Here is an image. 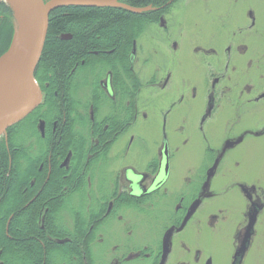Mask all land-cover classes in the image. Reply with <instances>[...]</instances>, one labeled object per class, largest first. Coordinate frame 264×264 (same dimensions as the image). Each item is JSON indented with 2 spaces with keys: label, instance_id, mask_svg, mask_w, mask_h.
Returning <instances> with one entry per match:
<instances>
[{
  "label": "flooded vegetation",
  "instance_id": "af4514ba",
  "mask_svg": "<svg viewBox=\"0 0 264 264\" xmlns=\"http://www.w3.org/2000/svg\"><path fill=\"white\" fill-rule=\"evenodd\" d=\"M167 10L159 16L156 23L157 29L162 33L169 32L166 25L169 17L166 14ZM248 16L251 21L250 26H245L246 30L253 25L250 11ZM243 31L245 30H239L238 33L241 34ZM231 34L235 36V31ZM166 43L168 55L177 57L179 55L177 41L170 40ZM133 49L134 55L131 53ZM216 51L211 46L194 48L193 53L200 55L195 61L196 67L208 66L212 71L209 76L210 83L203 86L205 90L202 101H199L197 95L195 85L197 83L192 80L188 81L189 86L181 84L175 91H170L173 71L171 67L163 70L157 67L150 79L145 82L148 86L139 90L134 89L129 78L138 82L141 80L140 71L136 67L137 41L134 40L127 58L128 77L123 67L117 69V78L121 79L127 90H134L131 97L123 96L122 87L119 91L116 89L115 74L107 66L99 73L95 69L86 71L88 83L86 96L89 97L86 108L90 132L86 135L79 134V137L89 142L86 143L87 148L83 149L84 161L89 167L82 182L75 174L77 166L72 149L65 151L61 159L60 157L57 159L55 180L57 196L39 202L36 218L37 231L43 236V239H40L43 251L48 255L51 254L49 243L66 246L64 248L73 252L70 259L74 264L77 260L75 251L82 254L83 264H95L96 246L103 242L101 228L108 221H113L121 228L124 239L128 243L132 240V243L124 246L118 242H111L106 250L103 264H212V258L203 257L198 245L192 240L207 232L219 234L228 219V209L219 201L206 204L204 195L209 189L211 180L224 177V168H220L215 173L224 155L237 153L242 146L246 147L247 140L261 138L264 134V126H261V123L256 122L252 127L248 119L251 113L247 106L264 101V86L258 90V85H249L247 71L252 68L253 62L247 57V46L240 41L234 43V46H225L220 56ZM240 60L244 65L237 67L235 62ZM171 62L175 65L176 60ZM223 62L226 65L225 63L223 65ZM164 73V77L160 79L159 77ZM241 80L243 86L240 85ZM94 84L97 90L92 89ZM144 91H148L149 94L143 96ZM156 92L159 93L155 96L159 97L162 94L164 100L158 106L156 100H149L153 99ZM43 103L38 104L36 110L31 111L22 121L9 127L5 133V140L8 141L9 132L14 134V130H17L19 142L23 143V146L34 147L40 142L41 147L44 148L43 144L49 140V135L56 133L57 120H52L51 127L47 129L44 120L47 116L46 110H37ZM94 103L100 110L105 111L104 120L100 125L101 133L95 132ZM163 104L166 105L164 113L159 110ZM152 110H155L157 118L160 116L164 139L157 154L151 155L145 165L141 166L134 163L135 159L140 160V155L145 150L143 145L135 144L136 141L143 140L137 130L140 124L149 121ZM35 114L34 119L32 116ZM169 121L176 127L174 134L179 131V135L184 136L182 138L184 142L189 135L187 130L191 128L208 132L213 136H220L223 130L227 135L221 145H214L204 140V143H209L213 147L204 145L203 157L207 159L204 166L200 167L203 174L198 175L197 180L191 181L192 170L187 169L182 177L181 190H177L171 196H167L166 185L170 177L172 156L164 134ZM29 123L33 125V132L36 134L28 132L31 130L30 126L27 128ZM177 125H180V130L177 129ZM74 141L76 144L80 142L75 138ZM97 141H102V148L98 151L93 149ZM92 143L95 145L92 146ZM76 144L71 147L74 148ZM117 145L119 146L115 149ZM43 152L45 151H41L37 157L39 160L42 158L37 169L40 178H43L47 171L50 172V164H47L44 170ZM130 157L133 159L129 162ZM94 163H98L96 170H93ZM228 163L233 169L241 167V162L239 159L236 160V157L230 158ZM83 173L85 171L80 172ZM33 182L29 184L30 187ZM235 186L243 194L246 205L242 209L233 233V251L229 260L230 264H246L253 250L264 249V232L259 236V226H264V221L261 219L264 218V186L259 182L252 183L248 178L238 179ZM211 192L223 194L221 189L218 191L212 189ZM161 202L159 210L167 211L169 215L168 220L159 230V233H163L161 239L159 242L154 240L155 243L151 244H136L130 226L125 223L127 221L125 215L128 212L143 214L155 210L156 205ZM50 210H52L51 214H49ZM51 219L54 230L50 229ZM83 226L86 232L82 239L79 229ZM60 232L66 234L62 235ZM188 235L193 237L190 238ZM191 251L195 260L189 262L187 254ZM1 253L0 250V255ZM0 264L3 263L0 261Z\"/></svg>",
  "mask_w": 264,
  "mask_h": 264
},
{
  "label": "trees",
  "instance_id": "16d2710c",
  "mask_svg": "<svg viewBox=\"0 0 264 264\" xmlns=\"http://www.w3.org/2000/svg\"><path fill=\"white\" fill-rule=\"evenodd\" d=\"M119 2L131 8L150 10L135 14L118 7L95 8L77 4L54 10L48 17L45 42L33 76L44 93V103L37 110H46L44 120L47 129L51 127V121L56 119L57 130L49 135V140L43 144L44 148L40 142L34 147L23 146L19 142L17 130H14V134L8 133V145L0 141V261L3 264H74L70 259L73 252L64 248L66 246L49 243L50 251L53 252L49 255L41 249L40 239L43 236L37 231L36 218L39 202L57 196V159H61L65 151L72 149L75 153V174L79 181L84 182L89 164L84 161L83 149L87 148L86 143L89 142L79 137V134L90 132L86 108L89 99L86 96V71L95 69L99 73L107 66L115 74L116 89L119 91L122 87L123 96L131 97L134 90H127L121 79L117 78V69L123 67L126 76L129 74L127 58L132 41H137L150 24H156L173 0ZM10 19V8L0 2V56L7 51L11 42L13 28ZM129 79L134 89L143 87L141 80ZM92 89L97 90L95 84ZM104 112L94 103L97 133L102 132L100 125L104 120ZM36 114L32 118L35 119ZM29 126L31 130L28 132L36 134L33 125L27 128ZM74 138L80 142L76 144ZM101 143H92V146L95 145L93 149L100 150ZM41 151H45L42 153L44 170L50 164V172L47 171L43 178L38 177L37 172L42 158L33 159ZM97 165L93 164V170L97 169ZM82 171L85 173L80 174ZM31 181L34 182L30 187ZM49 225L54 230L52 219ZM85 232L84 226L79 229L82 239ZM74 253L77 258L75 264H83L82 254L78 251Z\"/></svg>",
  "mask_w": 264,
  "mask_h": 264
},
{
  "label": "rangeland",
  "instance_id": "374dc122",
  "mask_svg": "<svg viewBox=\"0 0 264 264\" xmlns=\"http://www.w3.org/2000/svg\"><path fill=\"white\" fill-rule=\"evenodd\" d=\"M0 2L4 3L2 0ZM249 11L252 13L253 25L246 30L251 21L248 16ZM166 14L169 15L166 24L167 29H169L168 33H162L161 30L157 29L156 24H150L137 39L136 67L140 71L143 87L148 86L145 82L150 79L151 74L157 67L162 70L171 67L173 71L170 91H175L181 84L189 86L188 81L192 80L197 83L195 84L197 95L199 101H202L203 91L205 90L203 86L210 83L209 76L212 71L208 66L196 67L195 61L199 59L200 55L197 56L193 53L194 48L197 46L201 48L211 46L217 50L216 53L220 56L224 52L225 46H234V43L237 44L240 41L247 46V57L253 62L252 68L247 71V79L250 80L249 85H258V90L264 86V0H175ZM9 21L13 28V37L14 19L12 11ZM239 30L245 31L239 34ZM233 31H235V36L231 34ZM170 40H175L178 43L179 55L177 57L168 55V44L166 42ZM172 60H176L175 65H172ZM178 61H180L179 65ZM235 64L237 67H242L244 62L240 60L236 61ZM164 75L165 73L159 78L162 79ZM240 85L243 86V80H241ZM158 93L154 94L153 99H149L156 100L157 106L164 102L162 94L159 97L155 96ZM142 94L147 96L149 93L144 91ZM41 95L42 100L40 99V103L44 102L42 90ZM247 107H249L251 113L248 117L251 126L253 127L256 122L264 126V101ZM35 108L32 111L36 110ZM159 110L164 113L166 105L163 104ZM155 113V110H152L149 121L146 124H140L137 130L143 140L136 141L135 144L143 145L145 150L141 153L140 160L136 161L135 159L134 163L141 166L145 165L151 155L157 154V150L163 143L161 119L159 115V118H157ZM166 128L164 134L172 156L171 172L166 186L167 196H171L177 190H181L183 186L182 177L187 169L192 170L191 181L197 180V176L203 174L200 167L204 166L207 159L203 157L204 145L213 147L209 143H204V140L214 145H221L227 135L223 130L220 136H213L208 132L191 128L187 130L189 135L186 142H184L182 139L184 136H180L179 131L174 134V128L176 127L170 121ZM180 128V125H177V129L180 130ZM184 131L186 132V128H184ZM5 138L4 134L3 137H0V141L8 145ZM233 157L240 160L241 167L239 169L229 167V159ZM34 158H37V156ZM132 159L130 157L128 161L130 162ZM220 168H224L225 175L221 179L216 178L210 181L209 189L204 195V202L208 204L219 201L225 204L228 209V219L219 234L207 232L202 236H196V239L192 241L198 245L203 257L210 256L212 258V264H230L229 257L233 251V233L241 217L242 209L246 205L243 194L235 184L238 179L248 178L250 182H259L260 185L264 186V134L261 138L247 140L246 147L242 146L237 153H226L216 167L215 173ZM212 189L217 191L221 189L223 194L211 192ZM161 204L162 202L156 205L155 210L146 211L143 214L128 212L125 215L127 220L125 223L130 226L136 244H151L154 240L159 242V239H161L163 233H159V230L169 218L167 211L159 210ZM261 219L264 221V218ZM263 232L264 226H259V236ZM101 233L103 242L96 246L95 264H103L106 250L111 242H118L124 246L132 243V240L131 243H128L124 239L125 236L121 233V228L113 221L105 223L101 228ZM188 237L192 238L193 236L188 235ZM177 240H179V237H177ZM187 255L189 262L195 260L193 251ZM259 261L260 263H258ZM246 264H264V249L261 251L253 250L251 258Z\"/></svg>",
  "mask_w": 264,
  "mask_h": 264
},
{
  "label": "water",
  "instance_id": "95a60500",
  "mask_svg": "<svg viewBox=\"0 0 264 264\" xmlns=\"http://www.w3.org/2000/svg\"><path fill=\"white\" fill-rule=\"evenodd\" d=\"M11 11L17 9L31 13L33 16V33L30 44L23 48L16 41L15 30L7 51L0 56V74L3 71H11V83L14 89L23 87L27 82L33 86V101L25 105L22 111L15 117L11 118L6 115L0 120V132L6 133L7 129L18 123L24 116L29 114L40 102L41 92L34 79V71L45 42L48 17L54 10L82 4L87 7L103 8L118 7L139 14L150 10V8H131L121 4L120 0H2ZM134 55V49L132 50ZM250 229V225L248 230Z\"/></svg>",
  "mask_w": 264,
  "mask_h": 264
},
{
  "label": "bare ground",
  "instance_id": "6f19581e",
  "mask_svg": "<svg viewBox=\"0 0 264 264\" xmlns=\"http://www.w3.org/2000/svg\"><path fill=\"white\" fill-rule=\"evenodd\" d=\"M16 41L19 46L27 47L33 33V16L26 9L12 11ZM33 86L27 82L23 87L14 89L11 83V71H3L0 74V120L6 115L15 118L23 107L33 101ZM4 133L0 132V137Z\"/></svg>",
  "mask_w": 264,
  "mask_h": 264
}]
</instances>
